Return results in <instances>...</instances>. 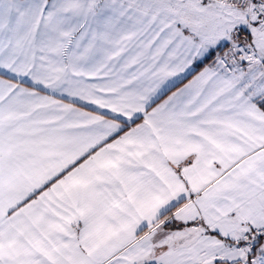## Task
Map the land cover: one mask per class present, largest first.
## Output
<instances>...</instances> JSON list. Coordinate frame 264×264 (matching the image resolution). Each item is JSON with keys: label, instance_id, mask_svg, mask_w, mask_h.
I'll use <instances>...</instances> for the list:
<instances>
[{"label": "snow or ice", "instance_id": "obj_1", "mask_svg": "<svg viewBox=\"0 0 264 264\" xmlns=\"http://www.w3.org/2000/svg\"><path fill=\"white\" fill-rule=\"evenodd\" d=\"M0 264H264V0H0Z\"/></svg>", "mask_w": 264, "mask_h": 264}]
</instances>
